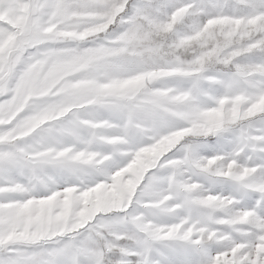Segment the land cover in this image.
<instances>
[{"label": "snow or ice", "instance_id": "6c2138e0", "mask_svg": "<svg viewBox=\"0 0 264 264\" xmlns=\"http://www.w3.org/2000/svg\"><path fill=\"white\" fill-rule=\"evenodd\" d=\"M0 264H264V0H0Z\"/></svg>", "mask_w": 264, "mask_h": 264}]
</instances>
